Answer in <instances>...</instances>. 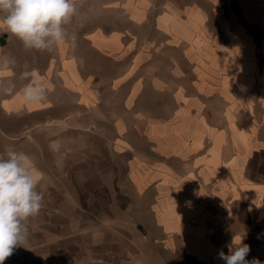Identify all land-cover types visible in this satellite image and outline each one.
I'll return each mask as SVG.
<instances>
[{
  "label": "crops",
  "instance_id": "1",
  "mask_svg": "<svg viewBox=\"0 0 264 264\" xmlns=\"http://www.w3.org/2000/svg\"><path fill=\"white\" fill-rule=\"evenodd\" d=\"M76 2L52 53L0 31L15 61L0 71L15 87L3 111L19 132L47 133L51 163L37 166L32 239L7 260L57 264L142 226L139 239L179 264H225L219 252L241 239L264 264V0ZM32 68L63 96L24 103Z\"/></svg>",
  "mask_w": 264,
  "mask_h": 264
},
{
  "label": "clouds",
  "instance_id": "2",
  "mask_svg": "<svg viewBox=\"0 0 264 264\" xmlns=\"http://www.w3.org/2000/svg\"><path fill=\"white\" fill-rule=\"evenodd\" d=\"M77 13L76 0H0V31L19 40L25 50L52 53L67 41L65 28ZM71 39L74 41L75 37ZM15 61L0 56V71ZM28 82L19 95L26 104H39L47 100V85L39 69L21 73ZM15 87L0 88L2 94H14ZM50 149H60V141H53ZM45 174L33 158L11 147L0 152V264L10 257L17 247H25L29 235L28 221L40 214L43 207ZM250 248L235 244L228 254L219 252L225 264H261L258 259L246 260Z\"/></svg>",
  "mask_w": 264,
  "mask_h": 264
},
{
  "label": "rangeland",
  "instance_id": "3",
  "mask_svg": "<svg viewBox=\"0 0 264 264\" xmlns=\"http://www.w3.org/2000/svg\"><path fill=\"white\" fill-rule=\"evenodd\" d=\"M0 88H3V80L0 79ZM63 96L62 93L56 95H47L48 98ZM3 94L0 93V152H4L7 148L11 147L17 151H23L32 157L35 154L36 161L40 159L43 164H36L42 166L47 172H50L51 163H49V156L43 158L40 153V146H44L47 150L49 143L46 140L47 133L44 132H19L18 128L21 125V119L15 115H6L3 111ZM46 134V135H45ZM35 162V161H34ZM45 199V197H44ZM43 199V201H44ZM55 202V200H53ZM33 217L29 219L28 223L32 222ZM41 222L39 219H35ZM142 227V226H141ZM137 239H120L118 244L103 246H94L92 249H84L73 246V255L70 259L66 258L57 264H179L181 259L164 254L160 256L159 245H148L144 239H139L143 234V229L137 227ZM27 239L30 237V231ZM89 250V251H88ZM24 253L25 250L14 249V252ZM81 252V253H80ZM4 264H13L12 261L5 260Z\"/></svg>",
  "mask_w": 264,
  "mask_h": 264
},
{
  "label": "water",
  "instance_id": "4",
  "mask_svg": "<svg viewBox=\"0 0 264 264\" xmlns=\"http://www.w3.org/2000/svg\"><path fill=\"white\" fill-rule=\"evenodd\" d=\"M140 228H142V227H140Z\"/></svg>",
  "mask_w": 264,
  "mask_h": 264
}]
</instances>
